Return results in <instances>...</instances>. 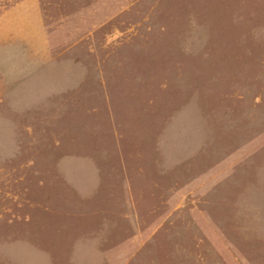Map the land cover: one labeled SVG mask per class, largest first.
Returning <instances> with one entry per match:
<instances>
[{
    "label": "rangeland",
    "instance_id": "obj_1",
    "mask_svg": "<svg viewBox=\"0 0 264 264\" xmlns=\"http://www.w3.org/2000/svg\"><path fill=\"white\" fill-rule=\"evenodd\" d=\"M0 264H264V0H0Z\"/></svg>",
    "mask_w": 264,
    "mask_h": 264
}]
</instances>
